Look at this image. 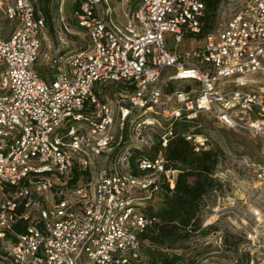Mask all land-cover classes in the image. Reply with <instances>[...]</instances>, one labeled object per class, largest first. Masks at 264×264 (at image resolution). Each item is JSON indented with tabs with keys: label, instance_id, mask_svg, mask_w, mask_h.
Listing matches in <instances>:
<instances>
[{
	"label": "built area",
	"instance_id": "built-area-1",
	"mask_svg": "<svg viewBox=\"0 0 264 264\" xmlns=\"http://www.w3.org/2000/svg\"><path fill=\"white\" fill-rule=\"evenodd\" d=\"M237 2L202 35L204 0H142L122 20L103 0H81L72 17L88 44L67 55L44 34L37 0H0L15 22L0 34V264H149L146 205L163 183L175 187L180 170L163 154L175 124H194L183 135L197 151L211 148L195 130L204 114L264 148V0ZM97 83L126 89L101 99ZM135 114L145 117L135 130L163 128L159 154L137 157L139 174L133 152L107 164Z\"/></svg>",
	"mask_w": 264,
	"mask_h": 264
},
{
	"label": "rangeland",
	"instance_id": "rangeland-1",
	"mask_svg": "<svg viewBox=\"0 0 264 264\" xmlns=\"http://www.w3.org/2000/svg\"><path fill=\"white\" fill-rule=\"evenodd\" d=\"M141 1L103 0L101 10L111 7L114 12L113 16L117 20H122L126 13L131 15ZM75 2L76 0H59V7L63 10L59 9L55 12L52 27L47 23V29L44 31L53 46L65 45L64 52L67 55L83 50L88 44L86 31L77 26L72 17ZM222 3H224L223 7H221ZM237 7V0H222L218 7L221 12L216 11L214 21L217 16L218 19L230 17ZM14 26L15 22L8 20L4 13L0 12V34L4 37L10 36ZM63 38L65 41H62ZM199 43V40L193 42L192 46ZM36 68L45 75L49 72L47 69L49 67L42 58L38 60ZM164 82L166 80L163 81V86ZM100 86L97 83L96 91ZM173 86L175 87L172 89L183 90L187 87V83L177 82ZM125 89V86L120 83H109L99 89V95L101 99L115 101ZM131 118L134 119L133 125L128 128L123 142L116 145L107 161L110 166H114L119 158H124L127 151L139 150L137 157L140 155L150 157L156 154L159 134L163 130L162 126L156 123L151 128L139 127V130H135V125L137 126V123L145 117H136L135 114ZM157 119L160 117L157 116ZM200 121L202 126L195 130L209 135L211 147L220 149L221 159L216 177L222 183V187L207 195V205L202 214L203 226L214 224L217 230L210 229L206 234L199 231L196 234L191 241V250L200 252V255L193 263L188 264H246L248 257L251 264H264V178L259 175L264 170L263 142L259 137L244 131L222 127L207 114L202 115ZM186 128L190 130L195 127L194 124L188 123ZM137 157L134 164H136ZM128 159L131 163V157ZM130 167L132 169L131 165ZM118 170H126V167H120L119 164ZM157 177L162 179L159 175ZM162 198L163 193L156 194L153 201L155 207L159 205ZM146 206L149 204L147 203ZM224 236L239 237L238 249L226 246L223 243ZM237 260L238 263H236Z\"/></svg>",
	"mask_w": 264,
	"mask_h": 264
},
{
	"label": "trees",
	"instance_id": "trees-1",
	"mask_svg": "<svg viewBox=\"0 0 264 264\" xmlns=\"http://www.w3.org/2000/svg\"><path fill=\"white\" fill-rule=\"evenodd\" d=\"M38 7L44 14L46 21L52 27L53 16L59 11V0H37ZM206 3L205 25L202 35L211 29L216 11L222 0H204ZM81 0H76L72 12L78 8ZM176 135L169 141L168 147L163 150L167 161V168L179 169L174 189L169 183H163V198L157 207L148 206L146 213L155 218L142 233L145 241L144 253L149 264H188L193 263L200 252L192 251L191 241L201 231L208 233L216 229L214 224L203 226V210L206 197L211 192L222 187L216 177L221 159L220 149L211 147L197 151L192 142L183 135L186 124H175ZM156 154L161 150L160 144L156 147ZM134 150L131 155L132 171H140L134 164L139 154ZM155 154V155H156ZM150 156V157H155ZM232 238V239H231ZM224 236V244L235 250L240 243L239 237ZM231 239V240H230ZM230 248V249H231ZM246 255H249L246 253ZM239 261L237 260L236 263ZM246 264H251L247 258Z\"/></svg>",
	"mask_w": 264,
	"mask_h": 264
},
{
	"label": "crops",
	"instance_id": "crops-1",
	"mask_svg": "<svg viewBox=\"0 0 264 264\" xmlns=\"http://www.w3.org/2000/svg\"><path fill=\"white\" fill-rule=\"evenodd\" d=\"M48 69V68H47ZM49 71V70H48ZM51 72L49 71L48 73H46V74H50Z\"/></svg>",
	"mask_w": 264,
	"mask_h": 264
}]
</instances>
